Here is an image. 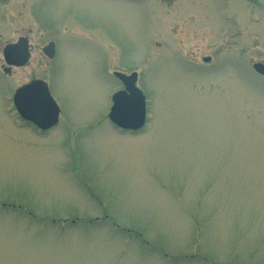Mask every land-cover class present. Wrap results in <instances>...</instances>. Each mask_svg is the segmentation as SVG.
<instances>
[{"label":"rangeland","instance_id":"obj_1","mask_svg":"<svg viewBox=\"0 0 264 264\" xmlns=\"http://www.w3.org/2000/svg\"><path fill=\"white\" fill-rule=\"evenodd\" d=\"M263 6L0 0V66L31 48L0 77V264H264ZM114 72L148 98L137 135L109 122ZM36 79L61 108L42 139L6 114Z\"/></svg>","mask_w":264,"mask_h":264},{"label":"water","instance_id":"obj_2","mask_svg":"<svg viewBox=\"0 0 264 264\" xmlns=\"http://www.w3.org/2000/svg\"><path fill=\"white\" fill-rule=\"evenodd\" d=\"M43 53L53 59L55 44L52 42L43 49ZM5 63L8 66L23 67L30 59V51L26 39H20L16 44H10L3 51ZM205 58L204 62H210ZM254 70L264 75V64H255ZM125 86V91L118 92L114 98L109 119L117 127L139 131L146 123V97L137 88V73L124 75L116 73ZM14 104L19 114L25 120L31 121L40 129H49L57 125L60 109L49 92L48 85L42 80H36L20 88L14 96Z\"/></svg>","mask_w":264,"mask_h":264},{"label":"flooded vegetation","instance_id":"obj_3","mask_svg":"<svg viewBox=\"0 0 264 264\" xmlns=\"http://www.w3.org/2000/svg\"><path fill=\"white\" fill-rule=\"evenodd\" d=\"M263 8H264V6H263ZM21 38H25L26 39L28 47H29V49L31 51L29 38L28 37H20L19 40ZM4 70H5V67L4 66H0V72H1L0 77L1 78L3 77L2 75H5V76H10L11 75V71H12L11 69H7L8 70L7 73H4L3 72ZM0 85H3L2 81H0ZM19 88H17V89H19ZM6 100H8V102L12 101V103H13V96H12V98H8ZM4 102H5V99H4ZM7 107H5V109H7ZM7 110L8 111H6L7 112L6 114H10L11 122H12V125H13V128H14V131L18 130V131L29 132V133H31L33 136H35L38 139H42V138H45V137L49 136L52 132L56 131L59 128V126L61 125V119H60L59 122L57 123V125H55L54 127H51L49 129H40L35 124H33L32 122L23 120L22 117L20 116V114L17 112L16 108H14L13 105H12V110H14V111H12L10 109H7ZM60 118H61V114H60ZM88 130H92V129L88 128L87 131ZM126 134H137V133L128 132Z\"/></svg>","mask_w":264,"mask_h":264}]
</instances>
